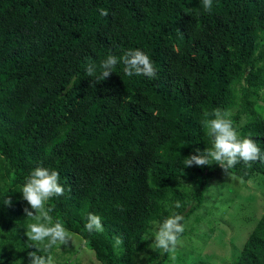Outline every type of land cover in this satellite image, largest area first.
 Here are the masks:
<instances>
[{
  "label": "trees",
  "instance_id": "obj_1",
  "mask_svg": "<svg viewBox=\"0 0 264 264\" xmlns=\"http://www.w3.org/2000/svg\"><path fill=\"white\" fill-rule=\"evenodd\" d=\"M128 49L150 56L155 78L127 76L122 61L105 81L87 75L89 62L99 74ZM216 108L264 157V0H213L210 12L202 0H0V264L38 251L27 247L19 192L38 166L65 188L49 201L54 219L101 264H135L154 240L151 222L176 212L185 225L224 173L182 163L210 146L201 121ZM230 172L264 177V162ZM88 212L102 233L85 229ZM170 261L154 250L147 264ZM234 264H264V213Z\"/></svg>",
  "mask_w": 264,
  "mask_h": 264
},
{
  "label": "clouds",
  "instance_id": "obj_2",
  "mask_svg": "<svg viewBox=\"0 0 264 264\" xmlns=\"http://www.w3.org/2000/svg\"><path fill=\"white\" fill-rule=\"evenodd\" d=\"M202 7L205 12H210L213 8V0H202ZM99 11L102 16L109 15L106 9H99ZM121 61L124 64L123 71L129 77L144 75L148 78H155L157 75L154 62L141 49H128L119 58L115 55H108L99 65V74L97 65L89 62L86 65V73L89 77H94L96 83L105 81ZM203 116L201 123L210 146L208 145L202 152L197 149L195 154L184 157L183 168L218 164L225 175L232 179H239L243 183V178L235 177L230 170L240 162L249 167L254 162H264L260 147L250 135L241 136L229 118L228 112L216 108L211 112L205 111ZM19 192L22 193L23 199L29 206L24 208L26 220L29 221L25 231L29 242L27 247H35L38 250L28 253V264H57L52 249L66 245L71 240L63 222L59 218L54 219L51 215L53 208L48 206L52 198L64 195L65 188L60 183V173L55 169L43 166L35 167L25 177V182ZM2 202L6 206H11L12 203L8 196L4 197ZM118 207L123 210L122 206ZM175 207L180 208L181 202L177 201ZM183 219L182 215L173 212L162 222L155 220L151 222L154 242L150 247L153 250H162L163 253L169 254L172 264H176L177 250L181 244V236L185 231ZM84 227L89 233H102L104 231L102 217L88 212L87 223ZM123 243L122 237H114V249L119 250ZM140 258L143 259V254Z\"/></svg>",
  "mask_w": 264,
  "mask_h": 264
},
{
  "label": "rangeland",
  "instance_id": "obj_3",
  "mask_svg": "<svg viewBox=\"0 0 264 264\" xmlns=\"http://www.w3.org/2000/svg\"><path fill=\"white\" fill-rule=\"evenodd\" d=\"M243 181L223 173L210 183L204 203L185 224L176 264L236 263L242 245L264 213V177ZM69 235L71 240L58 246L54 254L57 264H101L78 235ZM153 242L150 239L148 249L141 253L143 259L140 254L135 264H147Z\"/></svg>",
  "mask_w": 264,
  "mask_h": 264
}]
</instances>
